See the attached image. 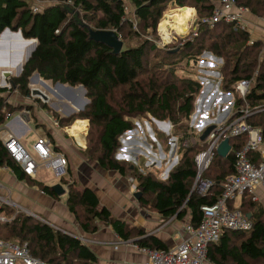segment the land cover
I'll list each match as a JSON object with an SVG mask.
<instances>
[{
	"label": "trees",
	"instance_id": "obj_1",
	"mask_svg": "<svg viewBox=\"0 0 264 264\" xmlns=\"http://www.w3.org/2000/svg\"><path fill=\"white\" fill-rule=\"evenodd\" d=\"M51 1L56 2L43 3L41 11L34 12L28 0H0V34L10 28L13 31L21 30L25 39L37 40V48L22 74L13 78L21 99L30 98L29 80L35 73L54 84L83 85L90 104L71 118L60 115L58 118L62 126H68L71 123H68L69 120L76 117L90 121L86 132L92 137L84 155L96 161L103 170L116 172L122 177L133 173L143 193L140 199L143 206L151 205L166 220L185 221L189 217V223L198 226L204 216L202 208L217 202L222 194V183L235 174L236 153L248 141L246 136L231 139V151L226 158L216 152L210 167L202 175V179L213 183L209 192L201 195L193 190L198 178L196 157L207 149L209 143L205 139L191 142L196 134L189 127L190 118L203 87L199 80L198 63L208 50L224 57L218 71L222 77L221 89L235 96L234 119L239 110L248 107L256 112L247 119L248 123L260 128L264 136L262 47L257 41L250 42L249 31L240 29L235 23L225 22L218 25L203 23L199 26L197 37L185 39L169 49H163L150 37L157 34L158 25L170 5L176 8L190 6L197 11L198 20L204 21L215 13L218 2L232 1L257 14L264 10V0ZM220 28L223 31L212 36L213 31ZM91 31H114L123 42L121 53L115 54L108 45L92 39ZM238 35L242 39H238ZM215 37L219 39L215 40ZM209 40L212 41L210 44ZM1 43L5 41L1 40ZM19 44H24L26 50L32 46L22 41ZM1 50L3 61L8 62L5 49ZM161 54L162 59L154 64L159 70L158 76L154 72L155 67H150V56ZM257 64L260 71L253 77L252 72ZM146 74L151 76L145 77ZM242 80H253V86L244 99L234 89ZM2 92L4 90L0 89ZM50 92L55 98L68 95L56 87ZM38 103L47 108L48 104ZM26 108L33 113L32 105L12 107L0 95V124L5 121L4 109L17 112ZM149 115L160 120L168 119L174 125L187 121L186 127L183 126L182 131L178 132L181 137L178 152L182 155L181 159L166 180L159 179L153 172L139 173L131 164L128 166L125 161L120 162L115 158L121 138L134 130L135 120ZM186 141L188 143L184 145ZM56 149L62 150L61 147ZM5 159L6 151L0 145V161L4 164ZM11 166L19 181L36 187L54 199H60L50 186L26 177L17 166ZM68 176L73 180V170L70 168ZM63 179L61 182L69 187L67 207L84 232L96 233L104 224L111 227L121 241L132 242L140 249L169 250L157 235H149L129 221L115 216L102 205L93 189ZM149 196L153 198L151 202L147 199ZM255 203L252 196L246 194L242 211L243 208L253 210ZM8 214H14V210H8ZM247 214H252L253 229L249 232L226 231L219 241L209 247L211 264H264V210L256 213L249 211ZM0 224V228L8 234V238L1 239L27 243L31 255L48 264H98V256L88 244L44 221L18 214L11 222Z\"/></svg>",
	"mask_w": 264,
	"mask_h": 264
},
{
	"label": "built area",
	"instance_id": "obj_2",
	"mask_svg": "<svg viewBox=\"0 0 264 264\" xmlns=\"http://www.w3.org/2000/svg\"><path fill=\"white\" fill-rule=\"evenodd\" d=\"M226 2L229 4L232 3V1ZM42 5L43 3L36 2L32 6V9L34 12L41 11ZM180 9L181 8H177L175 10ZM217 12L216 9L214 13L215 18ZM219 21L240 24V21H238V23L227 18H223ZM204 22L212 24L214 19L208 18L205 19ZM201 62L206 66H200ZM198 67L200 74L199 80L203 87L210 83L217 86L215 81L216 78L218 79V84H221L222 78H220L221 74L218 71V64L213 65L209 60H204V57H202L198 63ZM14 77H16V75L11 68L5 67L1 69L0 89H3L4 92L0 93V95L4 101L12 107L26 104L25 99H21L18 87L14 84ZM252 86V80H242L234 86V89L235 92L244 99L250 92ZM217 87L220 91V99H218V103L215 106H219V110L216 111L215 109L211 111L212 109L208 107L207 110L209 113L213 112V116H218L219 114L223 116L227 114V118L223 120V124H220L221 126L215 129L214 133L211 135L208 140L207 149L196 157L198 178L193 190L201 195H206L212 187V181L201 179V177L210 167L220 144L226 139H238L242 136H246L248 139L247 143L242 150L236 153L235 174L227 177L222 183V194L218 197L217 202L202 208L204 213L202 222L198 226L192 224L187 226L185 230L187 236L182 242L169 248L167 251L140 249L138 246L133 245L136 250L149 257V261L146 264H207L209 261V247L219 241L226 231L249 232L254 227L253 221L245 215L241 209V205L246 194H249L254 201L258 202L260 201L261 192L264 193V136L260 128L248 123L247 119L256 113L248 107L239 110L238 116L235 119V116L229 118L231 112L235 111V96L229 92H222L220 86ZM34 89H31L30 98H28V100H30V104L28 105L33 106V113L27 108L17 112L3 110V112H5V121L0 124V145H2L6 151V163L3 164L0 161V172H6L16 177V171L11 166L15 165L26 177L36 179L38 170L46 165L47 169H50L56 178L61 179L68 176V157L63 150L56 149L60 147V144L57 143L56 134L57 132L59 135V131L55 128V132L50 122L38 115V110L41 108L38 101L47 104V100L45 99L46 95L41 91L42 94L35 95ZM213 95L214 94H212V96ZM201 116V125L198 126L199 130L207 127L203 125V122L209 118V114L207 113ZM32 119L35 121L37 130L46 127L45 124L47 122L49 123V127L48 134L45 136H38L35 144H33L34 147L28 149L24 142L12 131L11 124L17 122L21 130L29 128L32 130L29 126V121L31 122ZM51 119L56 127L64 128L62 134H66L65 131L68 132V128L61 125L60 118H54L52 116ZM231 119L234 120L230 122ZM212 122H214V120H212ZM207 124H209V122ZM37 125L39 127H37ZM85 134L88 135V133ZM73 142H75V145L79 149L83 150V148H85L86 141L84 146L80 145L77 140H73ZM186 143L188 142L186 141ZM168 177L169 176H167V178ZM15 208L23 209L21 205L13 200L11 190L0 181V223L11 222L19 213L18 209ZM11 209L16 212L9 217L8 210ZM81 240H83V238H81ZM119 243L128 242L119 241ZM117 248L118 247H116V249ZM0 264L48 263L32 256L27 243L18 244L0 238Z\"/></svg>",
	"mask_w": 264,
	"mask_h": 264
},
{
	"label": "rangeland",
	"instance_id": "obj_3",
	"mask_svg": "<svg viewBox=\"0 0 264 264\" xmlns=\"http://www.w3.org/2000/svg\"><path fill=\"white\" fill-rule=\"evenodd\" d=\"M28 1H29V3H31V6H33L36 2L37 3L41 2L44 4H51V3L56 2V1H51V0H28ZM260 1H262V0H260ZM186 7L189 8L190 6H186ZM186 7H183V8H186ZM175 9H177V8L174 7V5H170L167 7V10L165 11L163 18H162L160 24L158 25L159 27H158L157 34L150 37L151 40L156 41V43L158 45H160L163 49H167V48L169 49L173 46H176V44L178 45L181 41H183L185 39H192V38L197 37L198 32H199L198 31L199 26L201 24L205 23L204 21L198 20L199 17L197 15V11L195 9L191 8L194 10V13H193L192 17L190 18L191 20H188L189 24L187 22L188 30L185 31V33H179L176 29H174V26H175L174 19L169 18L173 12L177 11ZM216 9L218 11L217 16L215 15L216 18L214 17V14L210 17L211 19H214V22L212 24H210V23H206V24L218 25L221 22H225V21H221V22L219 21L223 18L224 19L227 18V19L234 21V22L240 21V24H236V23L235 24L240 29L247 30L250 32V35H251V41L250 42L257 41L258 43L261 44L262 50H261V54H260V59H262L261 62H264V10H261L260 13L256 14L252 10H249V9H246V8H243L241 6L236 5L234 2H232L231 4H229L227 2H218V4L216 5ZM236 19H237V21H236ZM216 21H218V22H216ZM225 23H227V22H225ZM222 31H223V29H221V28L216 29L213 31L212 36L214 34L215 35L220 34ZM237 38L242 39L240 35H238ZM216 39H219V37H215V40ZM10 40H6L4 43L5 45L4 44L0 45V50H1V48L7 49V47H9V49H11V48H16V46L17 47L20 46L19 41H15L14 39H12V42H9ZM13 41H15V42H13ZM211 42H212L211 40L208 41L209 44ZM240 42H242V40ZM250 44H252V43H250ZM5 46H7V47L5 48ZM22 51L25 54V57H24V62H25L27 50L25 48ZM5 56H7V55H5ZM202 56L204 57V60H209L211 63H213V65H215V64L221 65L222 63H224V61H223L224 57L222 58L220 56H217L214 52H212L210 50L204 52ZM6 59H8V58H6ZM161 59H162V54L159 56H154V55L150 56V62H151L150 67L152 69H154V67H155L154 72L158 76L160 73H159V70H156V66H154V64L156 62H159ZM2 61H3V59H2L1 54H0V64L5 65L6 62L5 61L2 62ZM24 62H22V64ZM0 66H2V67H0V71H1V69L5 68V67H11V66H3V65H0ZM200 66H206V65L203 64V62H201ZM258 68H259V65L257 64V67H254L253 72H252L253 77H255V75L259 73L258 71H260V69H258ZM13 71L17 77L18 76L17 70L14 69ZM152 72L153 71H151V73ZM178 74H180V71H178ZM149 76H151V75L146 74L145 77H149ZM220 78H222L221 75H220ZM40 81H42V82H40ZM215 81L217 83V86H220V90L222 92H225L221 89V87H222L221 84L220 83L218 84L217 78L215 79ZM217 86L213 83L205 85L204 87H202V91L197 97L195 110H194L193 115L190 118V123H189V127L191 129H193L194 134H196L194 136V140L191 141L192 143H194L198 140H202L203 136L205 135V132L209 128H212L209 136H207L205 138V140L208 141L210 139L211 135L214 133L215 129L219 128L223 124V121L221 123L219 120H217V115L213 116V114H212L213 112L209 113L207 109L205 110V107L212 109L211 111H213L215 109H216V111L219 110V106H215L218 103V99H220V95H219L220 91H219ZM30 87H31V89L38 88L39 91L43 92L46 95V100H47V104H48L47 108L44 109L41 105V108L38 110V115L41 118H43V119L45 118L47 121H49L51 126L53 127L54 131H55V128L59 131V135L55 131L57 134V137L59 139L65 138L66 141H64V147L62 148V150H63V152H65V154H67L68 161H69V168H70V160H72V163H71L72 166L71 167L73 168L72 169L73 170V177H72L73 180L72 179L70 180L69 176L64 177V179L63 178H61V179L56 178L54 173L50 169H47L46 165H44L41 169L38 170V173L36 175V179H32V180L44 183L43 179H52V180H49V183H54L53 186H55L57 184H61L63 186V188L65 189L66 194L63 196H60V199L68 197V192H69V187L67 185L63 184V181L61 182L62 179L68 180L70 182L74 181V182H76V184H81V185H83L85 181L88 182V184H90L89 182H91V183H94L99 188V190L101 191V194L103 195L106 202L108 200L110 203L111 202L113 203L115 201V199L113 198V195L115 194L116 196H119L120 190L124 189V187L122 185V181H119V180H122L121 179L122 176H120L118 173L113 172V171L103 170L96 163V161L89 160L84 155L85 150L88 148V145H89V139L92 137L91 134L90 135L85 134V133H87L85 131L89 128V122L90 121L84 120V119H79V117H76L74 120H69L68 123H70V122L72 123V121H73V123L72 124L70 123L68 126H63V127L68 128V132L65 131L66 134H64V133L62 134V132L64 131V128L56 127L53 124L51 118H52V116L54 118H57L59 115L62 116L63 118H65L66 113L64 112V110L66 109V106H64V105L65 104H69V105L73 104L72 107H74L75 106L74 103L71 104L69 99L65 96L62 99H61V97L55 98L54 95L50 92L55 87V84L50 82V81L44 80L43 78H41V76H40V78H36L35 82L30 81ZM38 89H34V91L38 90ZM225 93H228V92H225ZM212 94H214V95L212 96ZM22 99H25L26 105L30 104V100L23 98V97H22ZM222 110H224V109H222ZM207 113L209 114V118L203 122V125H206L207 127L205 129L199 130L198 126L201 125L200 124V120L202 119L201 115H206ZM234 113H235V111L231 112V114L229 115V118L234 116ZM66 118H68V117H66ZM212 120H214L215 123L212 122ZM78 121H86L84 123H78L76 128L73 130V131H77V133L81 137V140L83 142V146L85 145V141H86V145H85V148H83V150L79 149L75 145V142H73V140L75 141L76 139H74L75 137L72 135V132H71L74 125ZM208 122H209V124H207ZM134 123H135L134 130L126 133L120 140V149L115 156L116 160L120 161V162L125 161L128 164V166H130V164H131L132 168L133 169L135 168L134 170L138 171L139 173L147 174L149 172H153L155 174V176L158 177L159 179L166 180L167 176L170 175V172L174 169V167H176L178 165V163L181 159L182 155L180 153H178L180 148H181V137L178 134V132H180V130L182 131L181 128L183 126L186 127L185 125L187 124V121L183 120L179 124L174 125L168 119L160 120V119H156L153 116L149 115V116L142 118V119H140V118L136 119ZM45 125H46V127H44V128L42 127L41 129L37 130L36 126H35V121L33 119L31 122L29 121V126L32 128V130L27 135L28 136L27 137L28 149H31L32 147H34L33 144H35L38 136H45L48 134L49 123L47 122ZM84 125H87V129L85 131L80 132L79 130H81L84 127ZM89 131H91V133H92L91 129H89ZM59 136H63V137H59ZM184 145H187V143L184 142ZM202 152H200V153H202ZM75 153H77V154H75ZM75 156H77V158L83 159L82 161L85 162L88 166L80 165L79 168L77 169V161H76ZM81 164H83V163H81ZM115 175L119 176L120 179H116V181H114L113 177ZM213 175L215 176L216 174L213 173ZM133 177H134L133 173L128 174L127 177L126 176L123 177L128 182L129 188H130V192L128 193L129 198L127 200V203L128 204H134L137 206V208H139V210H138L139 216L142 213V216L140 217L142 220L143 219H148V220L154 219V221L155 220L161 221L160 223H162V222L164 223V222L168 221V220H163V218L156 215L157 213L154 211V209L152 208L151 205H149L147 207L143 206L141 204L140 200H138L135 197V195L137 193L142 192V191L138 186V181ZM202 178L203 177H201V179ZM0 181L2 182L1 179H0ZM2 184L5 185L4 182H2ZM44 184H46V183H44ZM133 186H136V187L134 188ZM26 187L29 188L30 190H32V186L26 184ZM50 187H52V186H50ZM12 191L13 192H19L20 190L18 188L13 187ZM142 195H143V193H142ZM23 196H24V192H23ZM147 199L150 202L153 200L152 196L147 197ZM13 200H15V199H13ZM254 202H256V203H255V207L253 208V210H250L248 208H243V212L245 213V215H247V217H248L247 212H249V211L256 213L258 210H264V206L261 203H259V201L258 202L254 201ZM66 204H67V200H66ZM102 205H104V204H102ZM22 208L23 209H20V208H15V209H18V211H19L18 214L29 216L28 212H30V211H28L24 207H22ZM14 212H16V211L14 210ZM36 215L38 217H40L38 214H36ZM81 215L83 216V214H81ZM8 216L11 217L10 214H8ZM32 218L42 221L41 220L42 218H40V219H38L37 217H32ZM249 219H251V218H249ZM175 221H177V222H175ZM158 224H159V222H158ZM189 224H191V223L183 222V220L179 221V220L173 219L171 222L165 223L164 225H166V226L163 227V229L159 230V228L162 227V225H159V227L155 228V230H152V233H149V235H155V233H153V232H158V231L159 232H168V230H170V232L168 233L170 237L168 239L170 240V248H171L173 246L172 244H174V242H175L174 240H178L176 243V244H178L186 238L187 234L185 233V230ZM1 226H2V224H0V227ZM172 227H173V229H172ZM103 228H107V226H105L104 224H101V229H103ZM58 230H60V229H58ZM7 236H8V234H7L6 230L0 228V237L8 238ZM81 241H85V240L83 239ZM237 242H239V241H237ZM128 243L131 246H133L132 242H128ZM147 258L149 261L148 256H147ZM208 263H210V261H208ZM137 264H146V263L141 262V263H137Z\"/></svg>",
	"mask_w": 264,
	"mask_h": 264
},
{
	"label": "crops",
	"instance_id": "obj_4",
	"mask_svg": "<svg viewBox=\"0 0 264 264\" xmlns=\"http://www.w3.org/2000/svg\"><path fill=\"white\" fill-rule=\"evenodd\" d=\"M24 45L16 46V48H11L7 52V58L9 61L13 60L16 65H5V66H11L13 68H18L22 62H24V52L21 50ZM26 61V59H25ZM213 102V101H212ZM207 104V103H206ZM206 106V105H205ZM207 107H205V110ZM227 118V114H219L217 116V120L222 122L224 119ZM11 129L12 131L26 144L28 145L27 141V135L31 131V129H24L21 130L18 127L17 122H13L11 124ZM61 139V138H60ZM57 137V143L60 144V147H64V141L65 138L60 140ZM32 147V146H31ZM77 154V153H75ZM77 169L79 168L80 165H85L88 166L85 162H83V159L77 158ZM71 159V158H70ZM72 160H70V169L72 170ZM83 163V164H81ZM0 179L2 182L5 183V185L11 190L13 199L17 203H19L22 207L26 208L28 211L38 214L40 218L47 224L51 225L54 228L60 229L65 231L66 233L73 235L79 239L83 238L85 241L84 243L88 244L92 250L96 253L98 256V264H137L141 262H148V258L145 254L142 252L136 250L133 246H131L129 243H119L121 239L117 236V234L113 231L111 227L103 228L100 229L96 233H86L82 229L81 225L74 219L73 215L70 213L67 204H66V198L62 199H54L45 193L41 192L39 189L36 187H32V190L26 187V184L24 182L19 181L15 176L8 174L6 172H0ZM116 179H120L119 176H114L113 180L116 181ZM122 185L124 189L120 190V195L116 196L115 194L113 195V198L115 201L110 203L108 200L104 199L103 195L101 194V191L99 188L94 184L89 182H84L83 186H87L91 189H93L102 204H104L108 209H110L115 216H117L120 219H124L132 223L133 225L139 227L140 229L144 230L146 233H152V230H155V228L159 227V225H162L159 230L163 229L166 225L165 223L171 222L173 220L170 219L166 222H162L159 220H148V219H141L139 216V208H137L136 205L134 204H128L127 200L129 198V184L128 182L122 177ZM45 185L47 186H53L54 183H49V180L52 179H43ZM130 183V182H129ZM18 188L20 191L19 192H13L12 188ZM134 188L136 186H133ZM132 187V188H133ZM24 192V196H23ZM27 194V195H26ZM26 196V197H25ZM103 201V202H102ZM264 206V193L261 192L260 194V201ZM159 217L161 215L156 214ZM163 218V217H161ZM163 220H166L163 218ZM159 222V224H158ZM177 222V221H175ZM183 222H190V218L187 217L185 221ZM175 226V225H174ZM173 229V227H172ZM170 230L168 232H153L155 235H157L161 240H163L168 247L170 248V240L168 239ZM162 233V234H161ZM173 246H176L178 240H174ZM172 246V247H173ZM116 247H118L116 249ZM211 264V263H208Z\"/></svg>",
	"mask_w": 264,
	"mask_h": 264
},
{
	"label": "water",
	"instance_id": "obj_5",
	"mask_svg": "<svg viewBox=\"0 0 264 264\" xmlns=\"http://www.w3.org/2000/svg\"><path fill=\"white\" fill-rule=\"evenodd\" d=\"M8 31L13 33L14 38L16 39H20L23 43H27V42H34V45H32L28 50H27V55H26V61L23 64H20L18 66L17 69V75L20 76L23 72V69L25 67V65L29 62V60L31 59L33 53L35 52L36 48H37V40L35 39H25L23 37V33L21 30L19 31H13L10 28H6L2 31V33L0 34V39L1 37H3ZM91 38L94 39L97 42H101L104 43L106 45H108L109 47H111L114 50L115 54H120L122 49H123V42L120 40L119 36L114 32V31H91ZM24 45V44H23ZM25 47L21 48V50H24ZM0 65H16V63L11 60V62H7V64H0ZM40 78V75L38 73H35L32 77H31V81L33 78ZM55 86L57 89H60L62 91H66L69 94L65 97H67L69 99V101H73L74 105L76 108L72 107V105L69 104H65L64 106H66V109L64 110V112L66 113V117L71 118L73 117L75 114L83 112L86 107L90 104V100L87 97V90L83 85H80L78 87H73L70 85H66L60 82L55 83ZM34 94H42L40 91L35 90ZM78 94H80V98L82 99V101H78L77 96ZM44 96V95H43ZM59 96V95H58ZM62 98H64V96H59ZM46 99V97H45ZM212 130V128H209L206 132L205 135L203 136V140L209 136L210 131ZM231 151V145H230V139H226L224 140L219 148L217 149V152L219 154V156L226 158L228 156V154ZM59 196H63L66 194L65 189L63 188V186L61 184H57L55 186L51 187ZM135 197L140 200V198L142 197V192H139L135 195ZM29 216L32 217H37L38 219H40V217H38L36 214L32 213V212H28ZM248 217L251 218L252 215L248 214ZM42 220V219H41ZM43 221V220H42Z\"/></svg>",
	"mask_w": 264,
	"mask_h": 264
},
{
	"label": "bare ground",
	"instance_id": "obj_6",
	"mask_svg": "<svg viewBox=\"0 0 264 264\" xmlns=\"http://www.w3.org/2000/svg\"><path fill=\"white\" fill-rule=\"evenodd\" d=\"M193 13H194V10L193 9H191V8H188V7H186V8H181L180 10H177V11H175V12H173L171 15H170V17L169 18H172V19H174V21H175V26H174V29H176L179 33H185V31H187L188 30V27H187V25L189 24V22H188V20H191L190 18L192 17V15H193ZM187 22H188V24H187ZM167 32V31H166ZM7 36H8V38H7ZM14 38V36H13V33L12 32H10V31H8L3 37H1V39H0V45H3L2 43H1V40L2 41H6V40H10L9 42H12V39ZM15 41H21L20 39H14ZM15 41H13V42H15ZM28 44H32V45H34V42H32V41H30V42H27ZM14 44V43H13ZM7 46H5V48H6ZM8 50H9V47H7V49H5V51H6V54L5 55H7V52H8ZM9 62H11V61H9ZM5 64H7V62L5 63ZM0 67H2V66H0ZM9 68H11V69H16V68H13V67H9ZM17 70V69H16ZM36 78L37 77H35V78H33L32 79V82H35L36 81ZM35 79V80H34ZM40 82H42V81H40ZM56 87V86H55ZM68 93V92H67ZM69 94V93H68ZM81 96H80V94H78V96H77V99H78V101H82V99L80 98ZM73 103V101H71V104ZM84 122H86V121H78L75 125H74V127H73V129L71 130V132H72V135L76 138V140L78 141V143L80 144V145H83V142H82V140H81V137L79 136V134L77 133V131H73L75 128H76V126L78 125V123H84ZM87 129V125H84V127L81 129V130H79L80 132L81 131H85Z\"/></svg>",
	"mask_w": 264,
	"mask_h": 264
}]
</instances>
